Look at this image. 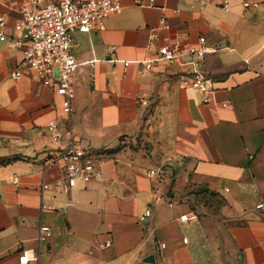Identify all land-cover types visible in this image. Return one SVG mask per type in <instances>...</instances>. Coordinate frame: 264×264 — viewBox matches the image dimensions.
Instances as JSON below:
<instances>
[{"label":"crops","instance_id":"0c3cea01","mask_svg":"<svg viewBox=\"0 0 264 264\" xmlns=\"http://www.w3.org/2000/svg\"><path fill=\"white\" fill-rule=\"evenodd\" d=\"M10 1L0 0V12ZM120 5L73 35L71 113L54 92L57 69L41 78L20 49L0 42V264H145L148 255L154 264H264V211L255 209L264 202V8ZM200 36L216 88L208 103L181 84L185 67L156 63L142 73L135 62L161 43L197 46ZM50 119L107 154L100 178L68 193L56 186L62 172L45 163L55 146ZM154 168L160 176L147 175ZM42 224L52 230L46 241Z\"/></svg>","mask_w":264,"mask_h":264},{"label":"built area","instance_id":"2783aa9c","mask_svg":"<svg viewBox=\"0 0 264 264\" xmlns=\"http://www.w3.org/2000/svg\"><path fill=\"white\" fill-rule=\"evenodd\" d=\"M136 2L146 7L154 4V0L143 2L136 0ZM5 3L11 4H8L7 10L0 12V42H8L20 49L21 63L41 78L49 77L52 71L57 69V76L54 77V92L63 96L64 109L71 113L73 79L80 64L71 52L73 35L76 31L88 33L102 25L106 17L120 10V0H12ZM218 4L225 12L230 10V0H218ZM240 4L245 10L264 8V0H240ZM10 12L14 14L11 24L9 23ZM160 22L162 27H167L164 17H161ZM8 29L11 32H8ZM204 42V37L200 36L197 46L184 42L161 43L154 49L152 57L135 60V62L140 65L142 73L150 72L156 63H164L169 67H185V73L180 77L181 84L201 93L202 102L208 103L216 88L214 80L202 68L208 51ZM152 45L153 39L147 46L151 48ZM128 62L124 64L127 65ZM10 76L18 80L21 78V72L14 69L10 72ZM220 105L227 106V103L223 102ZM46 130L49 140L55 146L46 151L45 163L57 166L61 170L62 176L55 184L63 193H68L79 184L84 185L101 177L100 167L107 157L104 151L83 145L70 128H61L55 119L47 122ZM147 175L160 176L156 168L149 169ZM47 187L48 184L42 185V188ZM255 209L264 211V202L257 203ZM149 215L150 209L146 208L138 216V220L144 221ZM196 217L195 214L180 215V218L185 221ZM51 236V228L40 225L38 240L46 241ZM106 245H109V241ZM163 246L160 244L157 248ZM27 259L25 251H21L19 263H25Z\"/></svg>","mask_w":264,"mask_h":264},{"label":"water","instance_id":"95a60500","mask_svg":"<svg viewBox=\"0 0 264 264\" xmlns=\"http://www.w3.org/2000/svg\"><path fill=\"white\" fill-rule=\"evenodd\" d=\"M143 261L145 264H154V256L148 255L147 257L144 258Z\"/></svg>","mask_w":264,"mask_h":264}]
</instances>
